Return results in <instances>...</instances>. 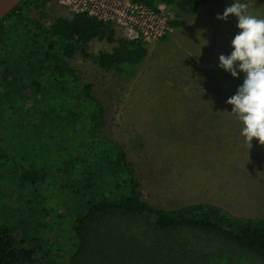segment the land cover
Masks as SVG:
<instances>
[{"label":"trees","instance_id":"trees-1","mask_svg":"<svg viewBox=\"0 0 264 264\" xmlns=\"http://www.w3.org/2000/svg\"><path fill=\"white\" fill-rule=\"evenodd\" d=\"M48 1L21 0L0 19V186L19 190L13 214L0 212V264H264L263 216L142 198L127 151L104 131L93 83L65 58L79 53L127 73L148 55L146 41L116 36L88 10L49 27L24 14ZM131 1L193 14L209 0ZM93 39L115 45L93 52ZM56 229L67 236L44 234Z\"/></svg>","mask_w":264,"mask_h":264},{"label":"rangeland","instance_id":"rangeland-1","mask_svg":"<svg viewBox=\"0 0 264 264\" xmlns=\"http://www.w3.org/2000/svg\"><path fill=\"white\" fill-rule=\"evenodd\" d=\"M231 2L209 0L193 14L177 13L175 4L156 3L152 33L145 38L148 55L127 73L100 67L79 53L66 57L65 64L93 83L105 106L104 131L127 151L143 199L164 208L206 201L234 213L264 217V143L241 135V123L226 103L244 74L233 77L217 67L219 54L230 53L231 40L240 31L232 14L227 20L217 19ZM242 2L248 14L264 18V0ZM127 3L49 0L43 9L25 7L24 14L49 27L59 15L88 9L110 22L116 36L130 37L136 30L127 20ZM117 8L124 9L125 16ZM172 19L183 22L173 26ZM157 29L160 33L155 34ZM114 45L93 39L89 50H111ZM18 191L0 186V212L13 214L19 201L11 196ZM57 232L68 231L44 234Z\"/></svg>","mask_w":264,"mask_h":264},{"label":"clouds","instance_id":"clouds-1","mask_svg":"<svg viewBox=\"0 0 264 264\" xmlns=\"http://www.w3.org/2000/svg\"><path fill=\"white\" fill-rule=\"evenodd\" d=\"M246 7L242 0H232L222 13H217L220 20L232 14L240 30L231 40L230 53L219 54L217 67L233 77L244 74L226 103L232 105L231 112L241 123V135L249 142L255 137L264 143V18L248 14Z\"/></svg>","mask_w":264,"mask_h":264},{"label":"built area","instance_id":"built-area-1","mask_svg":"<svg viewBox=\"0 0 264 264\" xmlns=\"http://www.w3.org/2000/svg\"><path fill=\"white\" fill-rule=\"evenodd\" d=\"M126 7L129 8L127 13H126L127 14V20H128V22H130L131 27L136 30V34H134V36H130V37L140 36L145 40V38H148L150 36V34L152 33L150 26H151L154 7H147V6H144L142 4H138L136 2H133L131 0H128ZM81 10H88V9H81ZM123 10L124 9L117 8L115 11L118 12L119 14L125 16V13ZM88 11L91 13H94L91 10H88ZM94 14H96V13H94ZM98 17L101 18L100 16H98ZM161 29H162V25H161V28L159 30H161ZM156 33L158 34V33H160V31H158V29H157L155 31V34Z\"/></svg>","mask_w":264,"mask_h":264},{"label":"water","instance_id":"water-1","mask_svg":"<svg viewBox=\"0 0 264 264\" xmlns=\"http://www.w3.org/2000/svg\"><path fill=\"white\" fill-rule=\"evenodd\" d=\"M21 0H0V19L7 15Z\"/></svg>","mask_w":264,"mask_h":264}]
</instances>
